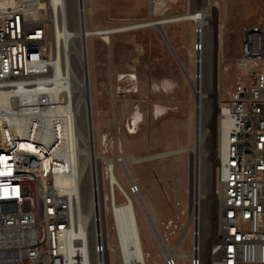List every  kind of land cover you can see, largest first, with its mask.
Returning <instances> with one entry per match:
<instances>
[{"label":"rangeland","instance_id":"obj_1","mask_svg":"<svg viewBox=\"0 0 264 264\" xmlns=\"http://www.w3.org/2000/svg\"><path fill=\"white\" fill-rule=\"evenodd\" d=\"M211 5L218 8L219 18L225 22L220 66L221 104L238 73L237 58L241 53L244 26L264 23V0H158L153 17L174 18ZM150 9V0H91L87 10L88 27L112 29L144 22L152 18ZM197 24L192 19H174L164 24L182 66L155 25L114 32L109 43L101 35L89 38L98 148L101 150V135L111 132L116 139L111 156L135 153L144 158L132 165L135 176L131 181L143 191L168 246L176 247L179 238L184 237L179 251H188L192 246L191 222L200 179L198 170H203V180L208 181L216 158V190L220 191V114L211 123L207 110L204 112L206 135L199 156L193 149L164 155L169 150L193 146L197 140V97L189 78L190 74H197L195 47L201 44L197 39ZM49 34L50 55L55 48L51 22ZM121 167L119 174L124 178ZM125 183L132 190L131 183ZM102 195H105L103 188ZM219 209L218 201L213 207V201L207 202L204 198L201 210L204 239L208 237L207 228L213 225L210 223L213 210L212 235L218 233ZM139 212L145 247L152 252L148 263L163 264L165 254L159 238L141 207ZM111 224L110 213L104 216V230L109 243L114 244L116 236ZM108 258L109 264H122L118 250L109 251ZM179 261L184 264L182 258Z\"/></svg>","mask_w":264,"mask_h":264},{"label":"built area","instance_id":"obj_2","mask_svg":"<svg viewBox=\"0 0 264 264\" xmlns=\"http://www.w3.org/2000/svg\"><path fill=\"white\" fill-rule=\"evenodd\" d=\"M22 1L0 0V103L2 97L12 103L9 117L0 116V264H66L61 238L73 230L71 200L55 194L51 166L42 158L37 168L19 159L31 154L25 142L37 147L47 133L52 141L55 135L47 93L33 95L48 74L49 22L29 20ZM201 49L202 43L195 49L196 65ZM237 68L220 104L233 131L219 167L217 237L206 258L193 235L184 264H264V23L244 26ZM100 139V151L110 155L116 139L111 132ZM102 165V188L114 201L112 170ZM138 189L133 184L132 190ZM98 222L95 215L88 264H109V241ZM179 259L165 254L163 264H180Z\"/></svg>","mask_w":264,"mask_h":264},{"label":"bare ground","instance_id":"obj_3","mask_svg":"<svg viewBox=\"0 0 264 264\" xmlns=\"http://www.w3.org/2000/svg\"><path fill=\"white\" fill-rule=\"evenodd\" d=\"M157 1L150 0L151 19L112 29L88 27L87 10L90 7V0L22 1V6L29 20L35 21L45 18L53 25L55 48L49 55L48 74L44 77L45 85L35 90L33 95L38 96L43 91L47 93V97L50 99L48 110L52 116H55L54 120H51L55 135L52 141L50 134L47 133L44 136V144H37V147L31 144L32 142H25L24 145L27 146L28 150H31L29 153L32 155L20 154L19 159L33 168H37L39 166L38 159L42 158L47 168L51 166V175L54 180L52 189H54L55 194L65 195L71 200L73 230L61 238L66 264H88L89 257H91L90 245L93 237L94 217L96 215L97 218L101 219L98 226L101 225L105 232L104 216H108L110 213L112 217L111 230L116 236V243H109L110 249L113 251L118 250L122 264H125L124 261L131 264H149L148 258L152 255V252L145 247L139 207L145 211L155 235L164 245L163 254L177 255L182 258L183 262L189 252L179 251L178 245L176 247L168 246L166 237L161 234V230L151 214L143 191L139 188L138 191L134 192L125 183V181H128L132 186L135 184L131 181L135 176L132 165L144 158L137 156L135 153L125 156L120 154L111 156L104 154L98 148L94 120L97 110L94 106L90 65L89 38L91 36L101 35V38L109 43L111 34L114 32L151 25L157 26L158 22L165 24L174 19H192L196 21L198 23L196 28L197 39L199 38L202 43V49L197 51V55L202 58V62L197 64L196 76L191 74L189 78L194 85L197 97V142L195 141L193 146L187 148L166 151L164 155H172L193 149L199 156L206 135L203 120V114L206 110L211 123H213L216 114H220L222 118L221 147L218 150L220 163L226 152L228 135L233 131V126L230 120L222 115L220 107V66L223 62L224 19L219 18V10L214 5L174 18L157 19L153 17ZM226 15H228V12ZM11 111L10 98L2 97L0 116L9 117ZM19 135H23V131H20ZM216 160L214 166L210 169V179L208 181L203 180V170L202 172L200 168L198 170L200 179L195 195L194 216L191 222L192 227L195 228L192 231V238L194 239L195 236L196 243L201 244L206 258L211 250L210 244L216 239L217 234L212 235L215 225L213 210V218L210 221L213 225L212 227L209 225L207 228L206 237H208L206 239L203 237L201 210L204 198L207 202L208 199L212 200L213 207L218 201L220 207L219 219L222 214V196L220 191L218 193L216 190ZM103 162H106L112 170L114 201L102 195L101 167ZM119 167L122 168L124 178H121L119 174ZM120 196H123L122 201ZM197 231L200 232L199 235H195ZM106 238L108 239L107 235ZM210 238H212V241L209 240Z\"/></svg>","mask_w":264,"mask_h":264},{"label":"water","instance_id":"obj_4","mask_svg":"<svg viewBox=\"0 0 264 264\" xmlns=\"http://www.w3.org/2000/svg\"><path fill=\"white\" fill-rule=\"evenodd\" d=\"M157 27H158V28L160 29V31L162 32L164 38L166 39L167 43L169 44V46H170V48H171V50H172L174 56H175L176 59L178 60L179 64L182 66V62H181V60H180V58H179V56H178V54H177V52H176V50H175L173 44H172L171 41L169 40V37L167 36V33H166L165 29H164V23H162V22H158V23H157Z\"/></svg>","mask_w":264,"mask_h":264},{"label":"crops","instance_id":"obj_5","mask_svg":"<svg viewBox=\"0 0 264 264\" xmlns=\"http://www.w3.org/2000/svg\"><path fill=\"white\" fill-rule=\"evenodd\" d=\"M90 6H91V0H90ZM151 6V5H150ZM197 11V10H196ZM188 13H190V12H188ZM150 14H151V11H150ZM184 14H187V13H184ZM181 15V14H180ZM180 15H175V16H180ZM165 18V17H164ZM111 41V40H110ZM191 75V74H190ZM152 204H153V202H152Z\"/></svg>","mask_w":264,"mask_h":264}]
</instances>
